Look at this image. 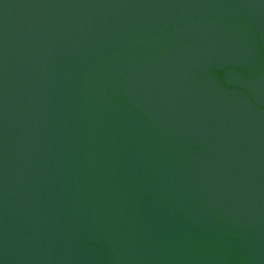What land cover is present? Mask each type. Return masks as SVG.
Instances as JSON below:
<instances>
[{
	"label": "water",
	"instance_id": "1",
	"mask_svg": "<svg viewBox=\"0 0 264 264\" xmlns=\"http://www.w3.org/2000/svg\"><path fill=\"white\" fill-rule=\"evenodd\" d=\"M0 264H264V0H0Z\"/></svg>",
	"mask_w": 264,
	"mask_h": 264
}]
</instances>
